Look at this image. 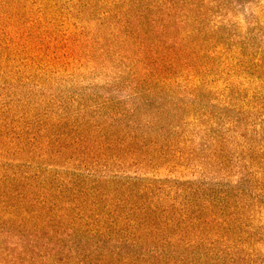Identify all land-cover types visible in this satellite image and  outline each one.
Listing matches in <instances>:
<instances>
[{
  "label": "rangeland",
  "instance_id": "374dc122",
  "mask_svg": "<svg viewBox=\"0 0 264 264\" xmlns=\"http://www.w3.org/2000/svg\"><path fill=\"white\" fill-rule=\"evenodd\" d=\"M133 1L0 0V208L55 177L165 201L191 187L227 197L239 249L262 264L264 0H192L184 67L159 81L126 45ZM15 227L0 213V264L30 240Z\"/></svg>",
  "mask_w": 264,
  "mask_h": 264
},
{
  "label": "trees",
  "instance_id": "16d2710c",
  "mask_svg": "<svg viewBox=\"0 0 264 264\" xmlns=\"http://www.w3.org/2000/svg\"><path fill=\"white\" fill-rule=\"evenodd\" d=\"M131 3L142 5L141 11L133 9L124 27L126 45L139 54L136 68L152 79L168 80L184 67L182 53L192 44L188 38L198 30L181 37L179 30L189 21L184 9L203 5L192 0ZM145 92L154 90L149 87ZM57 180L45 186L37 180L28 199L15 194L8 212L1 201L0 213L30 238L25 246L19 241L20 257L15 263H26L29 254L27 262L32 264H257L248 260V250L242 253L239 249L243 242L230 229L224 195L194 197L196 189L180 187L165 201L152 185L133 191L135 184L130 182L119 186L122 195H118L99 186L86 187L81 180H62V188L56 190ZM43 187L37 196L34 191Z\"/></svg>",
  "mask_w": 264,
  "mask_h": 264
}]
</instances>
